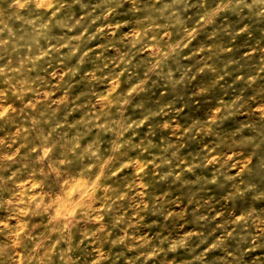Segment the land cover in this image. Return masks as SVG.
<instances>
[{
  "label": "rangeland",
  "instance_id": "rangeland-1",
  "mask_svg": "<svg viewBox=\"0 0 264 264\" xmlns=\"http://www.w3.org/2000/svg\"><path fill=\"white\" fill-rule=\"evenodd\" d=\"M0 264H264V0H0Z\"/></svg>",
  "mask_w": 264,
  "mask_h": 264
}]
</instances>
